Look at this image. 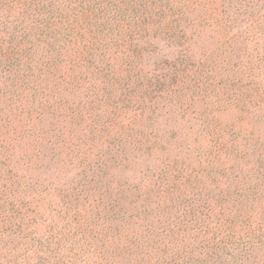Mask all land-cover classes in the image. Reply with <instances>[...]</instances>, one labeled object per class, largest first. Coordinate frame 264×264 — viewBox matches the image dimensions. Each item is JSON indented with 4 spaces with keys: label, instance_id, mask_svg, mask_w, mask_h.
<instances>
[{
    "label": "trees",
    "instance_id": "1",
    "mask_svg": "<svg viewBox=\"0 0 264 264\" xmlns=\"http://www.w3.org/2000/svg\"><path fill=\"white\" fill-rule=\"evenodd\" d=\"M0 264H264V0H0Z\"/></svg>",
    "mask_w": 264,
    "mask_h": 264
},
{
    "label": "rangeland",
    "instance_id": "2",
    "mask_svg": "<svg viewBox=\"0 0 264 264\" xmlns=\"http://www.w3.org/2000/svg\"><path fill=\"white\" fill-rule=\"evenodd\" d=\"M207 31V32H206ZM193 36H192V34ZM189 34L188 32V36H192V38L194 40L191 39V41L189 43L186 44V47L189 49H191V51H193V53H202L204 51H206L207 49H209L213 42L216 41V38H218V36H216V33H213L209 30H205V33L203 36H199L198 39L195 38L194 33L192 32ZM153 52H151V55H149V64L151 65H157L159 66L161 64V62L171 58L173 55H175L180 48H177L176 46L172 45L170 42L167 41H163V40H159V41H155L153 43ZM165 118V117H163ZM139 121L138 124H141L142 126H146L148 125L147 122L145 121V119L143 117H138L137 119ZM176 120L178 121V123L174 124V122H176ZM172 121V122H171ZM171 122V123H170ZM155 128L153 131L154 133L159 134L160 136L164 135V133L166 134L165 137H167V134L173 133V132H177V133H185L187 132L188 128L191 127L189 122H186V120L180 121L179 119H177V117H173L172 120L169 119V121H163L162 118L157 119L156 121H154V125ZM150 128V127H149ZM166 131V132H165ZM164 132V133H163ZM87 138H83V144H84V150L87 149L88 147V143L90 142V139L87 141ZM96 143V141H95ZM162 143V142H161ZM163 144V143H162ZM16 145H19V143H17ZM20 146L22 147L23 144L20 143ZM50 151H46V153L48 154ZM61 157H48L44 160H42L40 162V165L38 166V168L40 167L39 171H38V183L39 181L43 182V184H52L54 186H59L61 187L62 185H66L69 184L72 179L75 178V174L72 172L73 171V167H75V163L76 161L73 159H68V157H66V153L63 152V154L60 155ZM34 167V166H33ZM137 175V174H136ZM37 183V182H36ZM34 184V182H33ZM48 197H50V195L48 194V192H46Z\"/></svg>",
    "mask_w": 264,
    "mask_h": 264
}]
</instances>
